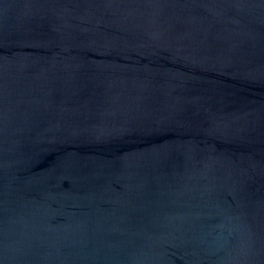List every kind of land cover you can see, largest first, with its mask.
Here are the masks:
<instances>
[{
	"label": "water",
	"instance_id": "95a60500",
	"mask_svg": "<svg viewBox=\"0 0 264 264\" xmlns=\"http://www.w3.org/2000/svg\"><path fill=\"white\" fill-rule=\"evenodd\" d=\"M0 264H264V0H0Z\"/></svg>",
	"mask_w": 264,
	"mask_h": 264
}]
</instances>
